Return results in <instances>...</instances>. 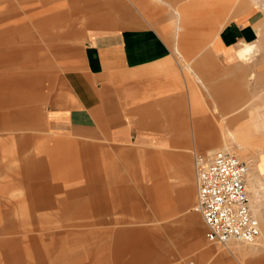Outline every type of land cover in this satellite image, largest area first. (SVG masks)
I'll return each mask as SVG.
<instances>
[{
  "label": "crops",
  "instance_id": "1",
  "mask_svg": "<svg viewBox=\"0 0 264 264\" xmlns=\"http://www.w3.org/2000/svg\"><path fill=\"white\" fill-rule=\"evenodd\" d=\"M252 1L264 3V0H70L86 14L95 16L89 23L91 27L87 26L86 44L72 56L64 74L66 93L62 99L48 109L45 118L28 111L20 115L17 131L25 129L28 121L35 118L40 125L47 124L52 136L39 145L46 160L25 168V180H37L38 174H42L40 182L26 191L31 196L27 200V214L56 202L59 211L90 201L100 209L133 212L131 205L140 198L130 184L122 186L118 181H110L122 178L116 173L119 167H115V157L128 171L129 152L135 149L218 148L234 153L250 165L247 189L261 224V237L249 250L253 255L263 253L264 201L253 179L260 178L264 193V7L253 6ZM28 82L23 75L16 80L20 88ZM33 82L38 84V80ZM5 88L6 81L1 78L0 91ZM35 121L32 124L37 126ZM4 132L0 129V139L6 138ZM58 138L76 143L81 139L89 145L79 148L75 143L51 141ZM98 142L108 148L111 156L102 157L100 163L109 166L107 173L101 170L103 167L98 170L93 160L96 151L90 145L96 146ZM24 146L25 143L21 147ZM191 157L188 150L179 154L157 153L144 161L148 165L141 163L135 168L142 173L141 181L146 182L140 194L144 202L157 210L158 220L173 210L190 207L194 200V190L189 186L193 179ZM169 161L177 165V172L171 177L178 185L175 198L170 197L165 168L162 169ZM49 171L54 182L44 181L47 179L44 174ZM107 174L109 181H101ZM80 176L84 177L81 186L95 187L101 182L93 199L69 198L74 192L71 188L79 186L72 182ZM58 183L64 185V190L59 191L57 198L51 193L53 199L47 201L45 195L50 193L44 189ZM18 211L24 209L20 207ZM57 214L39 217L49 219ZM180 217L175 227L182 231L180 236L190 235L197 249L202 247V257H215L222 251L207 246L200 227L204 221L199 214L189 212ZM145 219L149 221L150 214ZM171 229L174 230L172 225L164 223L157 229L146 227L125 232L121 248L132 259L126 264H155L156 249L166 243L160 232ZM62 237L49 243L53 245L51 250L49 245L47 250H29V259L35 264H60L72 250V244ZM26 242L34 245L41 241L27 238ZM66 242L70 245L69 252L61 246V243L68 245ZM79 250L78 260H84L81 264H92L85 261L90 248L83 246ZM241 264H264V256Z\"/></svg>",
  "mask_w": 264,
  "mask_h": 264
},
{
  "label": "rangeland",
  "instance_id": "2",
  "mask_svg": "<svg viewBox=\"0 0 264 264\" xmlns=\"http://www.w3.org/2000/svg\"><path fill=\"white\" fill-rule=\"evenodd\" d=\"M76 5L70 3V0H0V79L3 78L6 81V88L0 91V129L5 131L4 137H6L0 139V189L3 188L0 194L2 198L0 199L2 208L0 211V264H35L33 259H29L27 252L31 249L47 250L48 245L50 246L48 249L51 250L53 245L49 243L60 240L61 236H63L61 239L72 244V250L70 254L64 255L60 264L83 263V259L78 260V253L81 251L79 248L83 246L90 248L86 255V262L126 264L131 259V254L124 255L121 248L122 240L125 238L123 234L138 228L157 229L164 223L172 225L174 230L160 232V236L166 243H164L165 247L162 245L156 249L155 264H241L264 256V252L253 255L247 244L226 247L209 243L206 240V226L203 222L204 225L200 224V227H202L207 246H212L216 252L219 249L222 250L215 257L205 258L200 253L202 247L197 249L194 239L190 235L180 236L182 231L178 232L179 226L175 227L181 215L195 213L192 211L197 191L194 173L195 156L218 148L203 151L180 147L135 149L129 152L130 156L128 155L130 157L128 159H131L128 171H125L123 164L117 161V157L116 159L112 157L116 160V169L119 167L116 173L122 178L118 177V180L110 181L115 183L118 181L117 184L122 186L128 182L135 195L140 198L131 205L135 209L133 212L115 208L100 209L99 205L90 201L76 208L73 206L70 210L60 209L59 211L57 207L60 205L56 202L27 214V200L31 196L27 195L26 191L30 190L33 183L40 182L39 175L42 174H38L37 180H25L27 173L25 168L36 166L41 160H46L39 145L52 136L48 132L47 124L44 122L40 125L38 120H34L35 118L30 119L23 130L17 131L20 127L18 123L21 113L27 111L33 115L42 114L45 118L48 109L53 108L66 93L64 74L69 68L70 60L74 58L72 56L86 44L89 32L87 26L91 27L89 23L92 16H95V14H86L79 4ZM252 5L264 7V3L260 1L257 3L252 1ZM22 75L29 81L24 88L16 84V80ZM35 80H38V84L33 82ZM34 121L37 126L32 124ZM51 141L75 143L79 148L89 145L81 139H78L79 143L59 138ZM24 143L26 146L21 147ZM82 144L84 146L81 147ZM90 147L96 151V153L93 152V160H96L97 169L103 167L101 170L107 173L109 166L103 163L102 166L100 163L103 158L111 157L106 151L108 148L100 142ZM185 150H188L192 156L193 179L189 186L194 190V200L190 203V207L173 210L169 216L158 220L159 218L155 217L157 210L151 204L144 202V197L140 194L141 186L146 185V182L141 181L139 176L142 173L135 168H138L141 163L148 165L144 161L157 153L179 154ZM169 162V165L160 164L162 169L165 168V180L170 187V197L175 198L178 185L171 177L175 176L177 165ZM262 165L260 164V167H263ZM167 166L170 168L168 169ZM109 172L112 171L109 170ZM44 175L47 178L44 181L54 182L50 171ZM108 176L107 174L101 181H109ZM83 181L84 177L80 176L72 182L79 186L71 188L74 192L68 195L69 198L74 200L86 196L85 198L90 200L96 196L101 182H98L99 185L95 187L92 185L85 187L81 186ZM253 183L258 188L261 200L264 201L260 178L255 177ZM61 190H64V185L59 183L48 186L44 191L50 195H45V199L52 200L51 193H54V197H59ZM82 192L86 194L78 195ZM20 207L24 209V212L18 211ZM56 212L58 214L49 219L39 217ZM147 213L150 214L149 221L145 219ZM27 238L39 239L41 242L34 245L33 242L28 244ZM68 242H66L68 245L61 243L62 249L66 252L70 250ZM85 251L86 249L83 250Z\"/></svg>",
  "mask_w": 264,
  "mask_h": 264
},
{
  "label": "built area",
  "instance_id": "3",
  "mask_svg": "<svg viewBox=\"0 0 264 264\" xmlns=\"http://www.w3.org/2000/svg\"><path fill=\"white\" fill-rule=\"evenodd\" d=\"M194 171L197 193L193 211L205 223L206 240L220 245L232 241L256 243L261 237V228L247 189L248 165L234 154L219 149L197 154Z\"/></svg>",
  "mask_w": 264,
  "mask_h": 264
},
{
  "label": "bare ground",
  "instance_id": "4",
  "mask_svg": "<svg viewBox=\"0 0 264 264\" xmlns=\"http://www.w3.org/2000/svg\"><path fill=\"white\" fill-rule=\"evenodd\" d=\"M226 151V150H225ZM229 152V151H228ZM230 153H232V152H230ZM232 154H234V153H232ZM235 155V154H234ZM236 156V155H235ZM238 157V156H237ZM239 158V157H238ZM240 159V158H239ZM241 160V159H240ZM244 162V161H243ZM246 163V162H245ZM247 164V163H246ZM248 165V167L250 166L249 164H247ZM249 174H250V167H249ZM249 174H248V183H249ZM247 186H248V184H247ZM251 208H252V205H251ZM252 211H253V214L255 215V217L257 218V216H256V214H255V212H254V210H253V208H252ZM258 219V218H257ZM259 220V219H258ZM260 222V221H259ZM260 228H261V224H260ZM257 243V242H256ZM256 243H253V244H248V243H244V242H238V241H232V242H230V243H228L227 245H225L226 247L227 246H229V245H231V244H247V245H249V246H255L256 245Z\"/></svg>",
  "mask_w": 264,
  "mask_h": 264
}]
</instances>
